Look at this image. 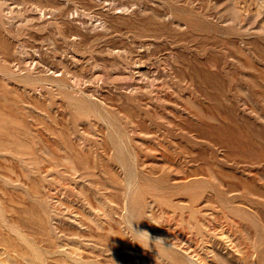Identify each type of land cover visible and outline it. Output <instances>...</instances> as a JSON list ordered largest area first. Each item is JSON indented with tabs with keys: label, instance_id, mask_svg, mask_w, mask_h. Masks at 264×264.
I'll return each instance as SVG.
<instances>
[{
	"label": "rangeland",
	"instance_id": "rangeland-1",
	"mask_svg": "<svg viewBox=\"0 0 264 264\" xmlns=\"http://www.w3.org/2000/svg\"><path fill=\"white\" fill-rule=\"evenodd\" d=\"M0 264H264V0H0Z\"/></svg>",
	"mask_w": 264,
	"mask_h": 264
}]
</instances>
